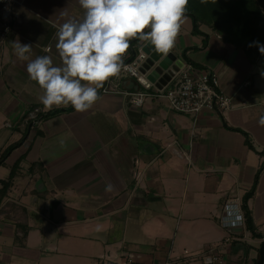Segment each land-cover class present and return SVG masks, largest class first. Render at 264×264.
Segmentation results:
<instances>
[{"label": "crops", "instance_id": "crops-1", "mask_svg": "<svg viewBox=\"0 0 264 264\" xmlns=\"http://www.w3.org/2000/svg\"><path fill=\"white\" fill-rule=\"evenodd\" d=\"M65 7L82 18L78 0H13L12 29L0 40V120L17 136L0 146V156L21 141L0 163L8 169L0 180L13 169L4 201L12 203L11 218L28 227L17 242L14 225L0 215V264H43L41 258L58 253L71 262H95L92 250L118 263L130 256V264H163L183 250L196 255L208 246H216L226 264H255L264 241V127L257 123L264 116V55L247 57L204 23L192 33L187 16L171 52L214 73L231 99L229 110L180 114L162 97L135 107L121 94L100 90L86 112L70 105L47 110L12 41L33 46L29 60L47 54L59 64L54 25ZM109 81L119 92L139 89L129 76ZM259 169L247 206L261 237L244 227L224 245L222 206L240 202ZM54 232L61 236L56 244Z\"/></svg>", "mask_w": 264, "mask_h": 264}, {"label": "clouds", "instance_id": "clouds-1", "mask_svg": "<svg viewBox=\"0 0 264 264\" xmlns=\"http://www.w3.org/2000/svg\"><path fill=\"white\" fill-rule=\"evenodd\" d=\"M188 3L189 0H78L82 18L71 16L65 7L58 13L62 22L54 25L59 64L47 54L29 60L33 46L22 44L19 38L12 41V47L18 59L28 61L26 72L43 90L39 100L45 109L70 105L82 113L99 100L98 93L105 82L119 76L131 40L148 42L163 55L172 51L187 19ZM248 46H256L264 55V45L259 41ZM49 50L50 46L45 48V52ZM257 123L264 127V116ZM106 190H111V185Z\"/></svg>", "mask_w": 264, "mask_h": 264}, {"label": "built area", "instance_id": "built-area-1", "mask_svg": "<svg viewBox=\"0 0 264 264\" xmlns=\"http://www.w3.org/2000/svg\"><path fill=\"white\" fill-rule=\"evenodd\" d=\"M12 3L13 0H0V40L12 29L14 18L11 10ZM140 57L141 54L137 53V47L136 53L132 57L127 51L121 73L119 76L114 77H132L138 83L139 89L135 92H119L115 86H110V81L107 80L100 92L121 94L135 107L142 106L146 98L152 96L162 97L169 109L180 114L194 115L202 110L223 113L231 108V99L220 91L218 78L214 73L196 68L191 64H183L179 71L158 89L147 81L144 75L139 73ZM237 216L240 219L237 220ZM219 225L228 234L224 238L223 244L229 245L234 240L233 231L245 227L238 199H230L223 204L219 215ZM177 259L176 261L164 262L163 264H190L193 261H197L200 264H226L216 246H208L196 255L183 252ZM132 262L133 258L130 256L122 258L120 263L102 257L98 259L97 264H130Z\"/></svg>", "mask_w": 264, "mask_h": 264}, {"label": "trees", "instance_id": "trees-1", "mask_svg": "<svg viewBox=\"0 0 264 264\" xmlns=\"http://www.w3.org/2000/svg\"><path fill=\"white\" fill-rule=\"evenodd\" d=\"M186 16L192 19V33L198 34V24L204 23L221 35L226 42L241 47L247 57L251 58L261 54L256 46L249 47L248 45L253 41H259L260 44L264 43V0H207V3H201V0H189ZM137 41L138 39L130 41L128 52L131 57L136 53L137 46L135 45ZM39 115L40 113L36 114V116ZM20 142L10 145L1 154L0 163ZM259 172L260 169L255 173L251 190L240 201L245 229L254 238L261 236L255 232L247 201L254 192ZM13 177L14 172L12 169L6 180H0V215L3 214L8 217L6 219L15 227V241L22 243L28 232V227L26 223L14 221L11 218L12 216L9 215L10 212L7 208L12 206V203L4 201L7 192L12 187ZM262 264H264V253Z\"/></svg>", "mask_w": 264, "mask_h": 264}, {"label": "water", "instance_id": "water-1", "mask_svg": "<svg viewBox=\"0 0 264 264\" xmlns=\"http://www.w3.org/2000/svg\"><path fill=\"white\" fill-rule=\"evenodd\" d=\"M137 53L141 54V62L138 71L145 79L160 89L170 77H172L183 63L170 52L168 55L157 53L148 42L137 41ZM264 241L258 250V258L255 264L263 263Z\"/></svg>", "mask_w": 264, "mask_h": 264}, {"label": "rangeland", "instance_id": "rangeland-1", "mask_svg": "<svg viewBox=\"0 0 264 264\" xmlns=\"http://www.w3.org/2000/svg\"><path fill=\"white\" fill-rule=\"evenodd\" d=\"M240 43H242L241 41H239ZM179 71V69H178ZM17 120H9L8 121V124L9 122H11V124H13L14 122H16ZM3 121L0 120V146H2L6 141V139H8V144L14 142L16 139H17V136L14 134V131L10 130V128H5L3 125H2ZM16 169L18 168L17 166L15 167ZM8 174V169H3V168H0V177L1 176H4L5 174ZM44 235L46 236V231H44ZM60 237L61 236H56L55 232L53 234V236H51L52 238V241L56 244L57 242L60 241ZM51 239H49L50 241ZM48 241V242H49ZM61 245V244H60ZM63 247L66 249V250H71L70 246L67 247V246H64ZM87 250V248H86ZM87 252V251H86ZM98 252L99 250H92V254L96 257V260L95 262L93 261L92 258L90 257H86L84 258L85 259V262L84 260L82 259V262L79 261H74L78 264H97V261L98 259H100V257L102 258H108L107 255L105 254H102L101 256H97L98 255ZM183 252H188V250H183L182 251V254ZM61 254L58 253L57 254V257L56 258H41V260H44L43 261V264H50V263H53V264H73L74 262H71L72 259H69V258H60ZM80 259V258H77V260Z\"/></svg>", "mask_w": 264, "mask_h": 264}]
</instances>
